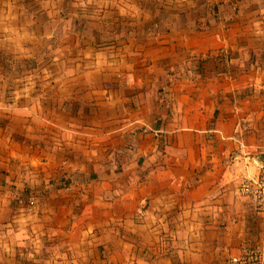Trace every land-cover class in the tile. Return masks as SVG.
<instances>
[{"label":"crops","instance_id":"1","mask_svg":"<svg viewBox=\"0 0 264 264\" xmlns=\"http://www.w3.org/2000/svg\"><path fill=\"white\" fill-rule=\"evenodd\" d=\"M263 154L264 0H0V264H226Z\"/></svg>","mask_w":264,"mask_h":264},{"label":"built area","instance_id":"2","mask_svg":"<svg viewBox=\"0 0 264 264\" xmlns=\"http://www.w3.org/2000/svg\"><path fill=\"white\" fill-rule=\"evenodd\" d=\"M252 161L256 164V171L241 176L238 192L246 195L252 206L264 213V154L259 159L253 157ZM17 201L27 209L35 206V197L31 193H23ZM226 264H264V241L245 243L238 254L228 258Z\"/></svg>","mask_w":264,"mask_h":264},{"label":"rangeland","instance_id":"3","mask_svg":"<svg viewBox=\"0 0 264 264\" xmlns=\"http://www.w3.org/2000/svg\"><path fill=\"white\" fill-rule=\"evenodd\" d=\"M24 193H27V192H25L24 191ZM23 195V192H21V193H16L15 194V197H14V200H15V204H18V205H21V206H23L24 207V205H22L21 203H19L18 201H17V197L18 196H22ZM35 204H36V202H35ZM34 207V206H33ZM26 208V207H25ZM27 209V208H26Z\"/></svg>","mask_w":264,"mask_h":264}]
</instances>
